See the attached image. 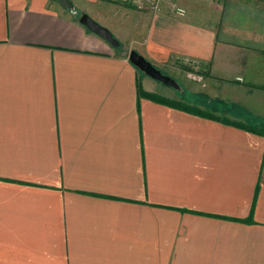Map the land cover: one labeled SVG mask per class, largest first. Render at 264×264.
Returning <instances> with one entry per match:
<instances>
[{
  "label": "crops",
  "instance_id": "crops-1",
  "mask_svg": "<svg viewBox=\"0 0 264 264\" xmlns=\"http://www.w3.org/2000/svg\"><path fill=\"white\" fill-rule=\"evenodd\" d=\"M70 1L0 0V264H264V0Z\"/></svg>",
  "mask_w": 264,
  "mask_h": 264
},
{
  "label": "water",
  "instance_id": "water-1",
  "mask_svg": "<svg viewBox=\"0 0 264 264\" xmlns=\"http://www.w3.org/2000/svg\"><path fill=\"white\" fill-rule=\"evenodd\" d=\"M62 5L66 10H74V5L70 0H55ZM80 23L85 26L90 32L99 36L104 41L108 42L113 48H119L120 42L114 37L113 33L100 25L88 14H83L80 17ZM130 62L138 68L147 77L175 90H180V84L170 76L164 75L152 63H150L144 56L136 51H132L129 55Z\"/></svg>",
  "mask_w": 264,
  "mask_h": 264
},
{
  "label": "rangeland",
  "instance_id": "rangeland-1",
  "mask_svg": "<svg viewBox=\"0 0 264 264\" xmlns=\"http://www.w3.org/2000/svg\"><path fill=\"white\" fill-rule=\"evenodd\" d=\"M95 21H96V20H95ZM96 22H98V21H96ZM98 23H99V22H98ZM99 24H100V23H99ZM100 25H101V24H100ZM103 27H104V26H103ZM105 28H106V27H105ZM113 35H114V37H115L119 42H120V40H122V39H119L120 37H117V36H116L117 34H113ZM126 44H130V45H131L132 43H130V42H129V43H127V42H126V43H120V47H119V48L122 49V48H123V45H126ZM129 52H131V51H129ZM196 69H197V68H196ZM161 72H162L164 75L169 76V75H167L168 73H167L166 71L163 70V71H161ZM186 72H187V70H185V73H183V74L181 73L179 76L174 75V78L177 79V80H176V79H175V80H176L178 83H180L182 86H184V87H185V82H186L185 80L188 79V78H187V76H188L187 73H188V72H187V73H186ZM193 72L196 73L197 70H196V71L193 70ZM189 73H190V72H189ZM174 78H173V79H174ZM203 78H204V77H203ZM180 90H181V89H180Z\"/></svg>",
  "mask_w": 264,
  "mask_h": 264
},
{
  "label": "built area",
  "instance_id": "built-area-1",
  "mask_svg": "<svg viewBox=\"0 0 264 264\" xmlns=\"http://www.w3.org/2000/svg\"><path fill=\"white\" fill-rule=\"evenodd\" d=\"M180 14H184V11L183 10H179ZM188 77L191 79V80H194V81H197L199 83H204V78L202 75L198 74L197 72L194 73V72H191L188 74Z\"/></svg>",
  "mask_w": 264,
  "mask_h": 264
}]
</instances>
